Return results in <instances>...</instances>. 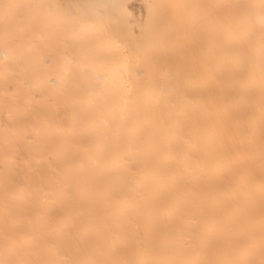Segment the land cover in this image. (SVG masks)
<instances>
[{
  "label": "bare ground",
  "instance_id": "1",
  "mask_svg": "<svg viewBox=\"0 0 264 264\" xmlns=\"http://www.w3.org/2000/svg\"><path fill=\"white\" fill-rule=\"evenodd\" d=\"M0 0V264H264V0Z\"/></svg>",
  "mask_w": 264,
  "mask_h": 264
},
{
  "label": "rangeland",
  "instance_id": "2",
  "mask_svg": "<svg viewBox=\"0 0 264 264\" xmlns=\"http://www.w3.org/2000/svg\"><path fill=\"white\" fill-rule=\"evenodd\" d=\"M90 0H70L69 2L74 7H78L80 9H86V6ZM140 2L132 1L129 3V10H128V21L130 23V28L136 30L137 24L141 23L144 18V9L139 6Z\"/></svg>",
  "mask_w": 264,
  "mask_h": 264
}]
</instances>
